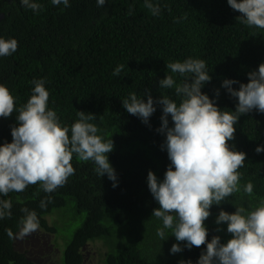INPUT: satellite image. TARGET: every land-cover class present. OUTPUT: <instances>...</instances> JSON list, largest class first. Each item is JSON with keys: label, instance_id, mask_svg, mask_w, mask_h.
<instances>
[{"label": "trees", "instance_id": "trees-1", "mask_svg": "<svg viewBox=\"0 0 264 264\" xmlns=\"http://www.w3.org/2000/svg\"><path fill=\"white\" fill-rule=\"evenodd\" d=\"M34 2L41 5L38 13L22 7L20 0H0V38L18 42L16 52L0 56V85L9 89L18 109L32 95L31 82L42 80L49 92L48 109L69 129L78 120L77 111L94 114L91 123L98 127L97 134L113 140L108 159L118 184L113 187L106 174L97 175L91 160L79 161L73 154L75 173L52 193H45L37 183L23 192L0 195L12 202L11 217L0 219V264H39L18 246L22 208L36 213L43 232L61 235L62 244L54 239L60 251L57 264H92L83 255L91 242H99L94 264H179L181 260L197 264L206 244L189 250L186 242H179L183 251L173 254L170 249L178 242L171 231L165 230L169 237L164 241L156 234L163 225L152 216L159 205L149 191L147 175L151 170L162 181L171 163L160 147L165 136L156 131L161 126V106L156 105L145 124L123 108L122 100L131 93L142 98L150 89L154 100L162 93L179 103L174 88L159 89L158 81L172 75L180 83L183 77L171 73L166 64L191 57L204 60L212 77L202 92L222 111H235L238 101L221 87L222 82H249L247 74L264 63V29L242 23L237 19L241 14L227 0H151L160 7L155 16L144 6L145 0H106L102 7L97 0H69L68 7L51 0ZM206 29L209 36L201 42ZM202 48L205 54L193 51ZM120 65L123 71L113 75ZM16 115L14 111L8 118L0 117V145L11 143ZM234 127L229 146L246 153L238 169L240 191L210 208L204 222L208 241L216 235L222 243L231 238L226 223H215L220 210H251L264 199V152L255 151L264 146V113L253 110L241 115ZM249 182L251 195L243 191ZM48 196L51 203L42 209L40 202ZM64 211L69 214L66 218ZM218 227L223 230L217 232Z\"/></svg>", "mask_w": 264, "mask_h": 264}, {"label": "clouds", "instance_id": "clouds-1", "mask_svg": "<svg viewBox=\"0 0 264 264\" xmlns=\"http://www.w3.org/2000/svg\"><path fill=\"white\" fill-rule=\"evenodd\" d=\"M20 2L22 7L33 12L38 13L41 9V5L34 0ZM51 2L56 6L61 3L65 7L70 6L69 0ZM105 3L106 0H97L98 7ZM227 3L241 14L237 19L242 23L264 29V0H227ZM144 6L154 16L160 14V7L151 0H145ZM206 31L201 42L209 36ZM17 47L16 39L0 38V56L12 55ZM193 51L207 52L203 48ZM123 68V65L118 66L113 75L119 76ZM166 69L183 77V80L177 83L172 75H166L158 81L159 89L174 88L179 103L162 93L154 100L150 89L143 93V97L147 96L146 101L135 93L122 100L123 108L145 124L156 112V105L161 106V126L156 131L165 136L160 147L162 151H167L171 163L162 181L151 170L147 175L149 191L159 205L153 209L152 216L161 220L163 225L157 228V236L164 241L169 237L165 230L171 231V236L178 242L170 249L173 254L183 251L179 242H186L184 247L189 250L206 244V250L201 252L197 264H264V199L251 210L244 207H236L234 213L220 210L215 223L227 224L231 238L226 243H222L218 235L208 241V229L204 224L213 205H221L240 191L238 169L243 167L246 153L230 147L229 141L235 138L234 125L241 115L253 110L264 113V63L259 65L258 70L247 74L248 83L223 80L221 87L238 101L235 111H222L213 99L202 92L205 84L212 79L204 60L189 57L183 62L166 64ZM31 83L34 85L32 95L18 109L9 89L0 85V117L8 118L14 111L17 113V124L11 128V143L0 145V195L23 192L27 186L37 183L45 193H52L75 173L71 163L73 154L79 161L91 160L97 175L103 177L106 174L116 187L117 173L108 159L114 143L112 139L105 141L97 134L98 127L91 123L96 119L95 115L77 111L78 120L70 129L61 126L56 112L47 107L49 92L44 82L33 80ZM234 84H239V88H233ZM219 95L220 90L216 89L215 96L218 98ZM169 116L172 126H169ZM255 151L264 152V146H258ZM243 191L251 195L253 184L249 182ZM47 203H51V196L41 200L40 207L46 208ZM11 208L10 200L0 199V219L10 218ZM21 211L25 215L18 225L19 238L39 228L34 211L27 208ZM222 230L219 227L216 229L217 232ZM6 231L9 238H13L11 229ZM26 252L29 259L43 264L33 252ZM179 264H192V261L181 260Z\"/></svg>", "mask_w": 264, "mask_h": 264}, {"label": "rangeland", "instance_id": "rangeland-1", "mask_svg": "<svg viewBox=\"0 0 264 264\" xmlns=\"http://www.w3.org/2000/svg\"><path fill=\"white\" fill-rule=\"evenodd\" d=\"M66 215V216H65ZM69 214L64 211L62 218H66ZM58 236V232L50 233L43 232L40 228L37 231L32 232L29 235H25L22 238L17 239L20 250L26 249L29 252H33L34 257L43 264H57L56 255L60 253L59 245L54 242L57 239L62 244L61 235ZM28 244L27 246H25ZM32 246V247H31ZM99 246V242H91L84 248V258L89 263H96L97 257L96 248Z\"/></svg>", "mask_w": 264, "mask_h": 264}, {"label": "water", "instance_id": "water-1", "mask_svg": "<svg viewBox=\"0 0 264 264\" xmlns=\"http://www.w3.org/2000/svg\"><path fill=\"white\" fill-rule=\"evenodd\" d=\"M2 17H3V13H0V20H1Z\"/></svg>", "mask_w": 264, "mask_h": 264}]
</instances>
